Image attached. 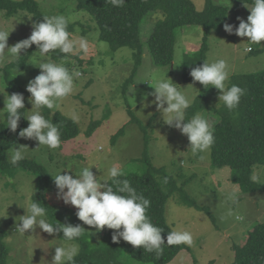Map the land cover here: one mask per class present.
I'll return each instance as SVG.
<instances>
[{
    "label": "rangeland",
    "instance_id": "rangeland-1",
    "mask_svg": "<svg viewBox=\"0 0 264 264\" xmlns=\"http://www.w3.org/2000/svg\"><path fill=\"white\" fill-rule=\"evenodd\" d=\"M36 1L43 15H64L69 18V23L74 24L73 29L69 31L70 38L78 40L85 37L89 44V52L87 54L74 52L69 54L66 60L63 57L55 60L64 62L74 74L75 86L68 97L59 101L58 109H47L50 115L59 111L68 117L75 111L80 117L77 123L79 134L66 141L61 149H48L43 146L37 149V141L22 138L17 145L25 146V158L34 159L45 166L49 175H55L67 166H72L74 171H78L79 166L94 165L91 169L94 175L105 179L108 167L113 163L119 165L121 171L140 172L144 165L139 159L142 157L144 139L147 137L151 162L157 167H164L179 186V190L174 192L165 204L167 223L174 230L190 231L194 240L193 246L182 249L168 264H231L234 257L232 244L241 245L254 224L264 222V191L246 192L233 182V171L230 167H213L210 149L193 155L188 148L187 137L177 129L164 124L160 114L156 112L155 105L143 108L141 104L142 96L154 91L152 86L155 81L168 77L177 84V88L187 96L191 104L193 103L200 92L201 84L196 82L194 88L190 85L193 82L183 81V62L185 53L191 54L198 50L203 38V28L188 25L175 29L172 64L160 66L153 63L146 40L153 22L161 16V12L146 16L141 25L144 50L140 62L136 65L131 48L121 47L114 51L107 42L99 40L98 25L87 11L76 8L75 0ZM192 2L199 11L205 5V0ZM213 2L228 8L224 23L238 27L237 17L246 21L250 15L244 3L238 0ZM33 22L29 14L19 12L5 16L0 11V30L10 32L9 46L28 38L33 30ZM207 45L206 62L226 60L229 77L264 69V41L261 45L253 44L247 37L229 35L222 28L221 31L209 32ZM249 48L252 52L247 50ZM33 56L34 53L23 70L12 72H15L14 76L25 89L28 82L40 72L38 67L29 63ZM51 58L54 60L52 55ZM10 62L12 61L0 65V93H3L0 94V109L5 106L7 94L10 95L2 70ZM76 73L79 75H75ZM129 77L131 78L127 81ZM218 95L219 90L215 87L208 89L205 98L209 107H216ZM29 96L30 93L27 92L24 101L26 117L34 110H31ZM40 111L45 116L43 109ZM148 113H152L150 117ZM198 113L208 120L212 129L219 120L212 110L204 109ZM92 120H99L100 124L89 137H86L84 131ZM120 128H123V132L112 141V136ZM253 175L259 177L257 183L264 185V164H256L251 177ZM50 177L46 200L53 206L59 222L80 224L85 228V233L89 235L91 241L101 239L106 228L96 232L94 228L83 225L75 215L76 209L57 199V189L51 175ZM37 185V177L23 170H15L13 175H2L0 171V228L4 232L3 242L8 248L7 264H51L54 246L66 244L79 246L76 241H65L56 234L50 236L39 228L35 233L26 232L24 235L16 231L19 216L25 214L22 207H27L32 201L31 197ZM182 193L198 205L209 208L214 223L203 210L183 204ZM121 259L125 260V256ZM128 262L152 264L134 259H129Z\"/></svg>",
    "mask_w": 264,
    "mask_h": 264
},
{
    "label": "trees",
    "instance_id": "trees-1",
    "mask_svg": "<svg viewBox=\"0 0 264 264\" xmlns=\"http://www.w3.org/2000/svg\"><path fill=\"white\" fill-rule=\"evenodd\" d=\"M238 1L252 3V0ZM75 4L77 9L85 10L93 17L99 27V40L107 42L114 51L121 47L131 48L136 65L140 62L144 50L141 25L146 16L157 11L161 12V16L153 22L152 30L146 40L153 63L160 66L172 64L175 29L188 25L201 26L203 38L198 50L184 55L182 72L184 82H193L190 76L191 69L206 62L207 35L211 31H221L228 14L226 6L216 4L213 0H205V5L200 11L196 9L192 0H125L123 6H114L110 0H75ZM0 11L5 16L19 12L29 14L35 22H41L44 16L36 0H0ZM73 27L74 24L69 23L68 31ZM35 51L36 46L33 44L29 49L21 52L18 60L3 67V76L10 94L22 93L26 98L27 91L14 73L24 69ZM50 54L54 60L63 57L58 51ZM13 71L15 72L12 73ZM232 84L246 90L236 110L229 111L223 105L219 108L209 107L205 98L208 89L205 90L201 85L198 96L186 110V118L190 119L204 109L212 110L219 120L212 129L215 142L210 147L211 165L217 168L230 167L233 171V182L246 192L264 191V185L251 179L253 167L256 164H264V69L233 75L229 78L227 86L230 87ZM20 112L26 117V106ZM43 113L44 117L56 124L61 132V146L57 149H61L66 141L79 134L77 123L68 116L59 111L50 115L47 108H43ZM99 124V120H92L84 135L89 137ZM26 125L27 120L22 116L17 131L13 133L7 128L6 117L0 122V171L2 175H13L15 170H23L35 175L38 185L32 194V201L35 200L45 207L49 222L56 224L59 223L56 212L46 200L51 181L46 167L28 158L21 160L15 166L7 161L8 149L21 142L19 131ZM122 132L123 128H120L112 136V141ZM148 141L145 137L143 154L139 159L144 168L140 172L121 171L120 179H128L138 194H142L150 201L147 215L155 226L164 230L162 237L166 243L168 232L174 229L165 218V204L168 198L179 190V186L164 167L153 165L148 155ZM165 178L167 183L164 182ZM181 202L197 210H203L213 222L214 218L209 208L198 205L185 193H182ZM112 231L106 228L102 238L96 241H91L85 232L74 240L79 244V254L75 257V264H129V259L152 264H168L182 249H188V246L183 244L178 246L164 244L162 254L157 256L154 252H145L142 247L134 248L123 240L113 243ZM56 235L64 240L62 232ZM3 237L4 232L0 228V264H7L8 248L3 242ZM231 249L234 252L231 264H264V222L254 224L244 242L241 245L232 244ZM123 256L125 260L121 259Z\"/></svg>",
    "mask_w": 264,
    "mask_h": 264
},
{
    "label": "clouds",
    "instance_id": "clouds-1",
    "mask_svg": "<svg viewBox=\"0 0 264 264\" xmlns=\"http://www.w3.org/2000/svg\"><path fill=\"white\" fill-rule=\"evenodd\" d=\"M110 2L114 6H123L125 0ZM244 6L250 11L247 20L237 17L238 27L224 23V31L229 35L247 37L250 43L261 45L264 41V0H252L250 5L244 3ZM42 18L41 22L32 23L33 30L28 38L13 46L8 45L10 32L0 30V65L18 60L21 52L34 44L36 51L33 52L34 56L29 63L40 69L39 74L26 86V91L30 93L28 100L32 104L31 110L34 109L31 114L25 117L20 112L25 108L24 95L12 93L4 96L5 106L0 109V120L6 117L7 128L15 133L23 116L28 121V126L19 131V137L37 141V149L42 146L57 149L61 146V132L56 124L41 114L40 109L45 107L50 110L58 109L59 101L68 97L75 85L74 74L64 62L53 60L50 53L58 51L66 60L68 55L74 52L87 54L89 44L85 37L78 40L70 38L71 33L68 31L70 20L64 15H44ZM247 50L251 51V48ZM190 76L193 80L190 84L192 87L199 82L205 90L210 87L219 90L217 108L223 105L227 110L234 111L238 108L241 97L245 95L246 90L238 85L227 86L226 81L230 77L224 59L203 62L202 65L191 69ZM176 85L169 77L156 80L152 86L154 91L145 93L141 98V104L143 108L155 105L163 123L186 136L189 141L188 148L193 155H197L210 149L215 137L208 120L200 113L194 114L190 119L186 118V110L190 107L191 101ZM149 97L153 99L149 100ZM150 114L152 113H148V117ZM69 118L74 123H78L80 119L75 111ZM9 151V162L13 166L25 159L24 145H17ZM93 166H79L78 171H74L72 166H67L55 175L50 174L57 189V199L62 200L65 205L73 206L76 209V217L83 225L94 228L96 232L105 228L113 230L111 237L113 243L123 240L134 248L142 247L145 252H154L157 256L162 254L164 244L193 246V235L187 230L168 232L165 243L162 237L164 230L155 226L147 215L150 201L142 194H138L128 179H120L122 172L119 165L111 164L105 179L94 175L91 170ZM65 169L69 171L65 172ZM251 179L256 182L259 177L253 175ZM164 182L167 183V178ZM22 208L25 209V214L19 216V223L15 226L21 235L26 232L35 233L39 228L50 236L62 232L65 241H74L85 232V228L80 224L49 222L46 208L35 200ZM54 249L51 264H75V257L79 254L77 244L54 246Z\"/></svg>",
    "mask_w": 264,
    "mask_h": 264
}]
</instances>
